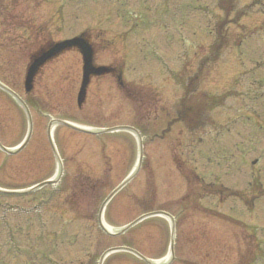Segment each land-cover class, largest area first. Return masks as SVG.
Returning a JSON list of instances; mask_svg holds the SVG:
<instances>
[{"label":"rangeland","instance_id":"374dc122","mask_svg":"<svg viewBox=\"0 0 264 264\" xmlns=\"http://www.w3.org/2000/svg\"><path fill=\"white\" fill-rule=\"evenodd\" d=\"M56 1L4 0L7 11H0V82L26 102L34 129L22 152L10 156L0 151V189L28 191L56 174L59 162L48 138L54 119L93 131L135 127L143 134L144 159L136 176L104 213L108 232L126 227L144 211L162 209L178 218L174 260L168 264H240L243 252L232 250L231 234L222 237L217 231L218 223L222 225L220 216L218 221L197 210L221 211L242 221L237 213L222 209L234 205V210L249 217L244 222L261 227L256 236L260 242L257 264H264V132L261 135L259 128L264 126V0H230L232 14L223 19L217 38L224 36L226 42L216 57L212 46L219 30L217 15L224 13L221 7L215 9L213 0H146L152 5L151 18L145 15L149 9H144L141 0H125L133 7L124 0H75V17L68 16L69 10L66 15L60 10L51 12ZM197 4L207 15L188 13V7ZM152 23L156 28L142 36ZM40 24L44 25L37 31L39 36L28 39V26ZM122 31L129 37L116 38L115 32ZM83 32L96 45L104 41L105 46H98L95 66H124L126 79L133 84L130 96L118 90L115 75L104 73L92 78L79 107L84 62L76 49L45 65L33 91L27 92V68L40 53L45 37L59 42ZM165 35L175 37V44L170 47ZM148 39L154 45L144 44ZM110 41L118 49L109 47ZM183 41L184 48H177ZM179 50L184 53L172 61ZM189 53L193 54L190 61ZM157 56L167 65L158 64ZM202 56L206 67L196 76L193 71ZM188 76L197 77L190 82L196 83L199 92L195 101L188 99L190 103L183 99ZM199 101L209 124L201 131H191L186 120L179 122L178 112L196 107ZM28 127L26 110L0 89L2 144L15 149L24 141ZM54 138L64 167L58 184L28 195H0V264H99L104 253L120 246L131 247L149 260L170 256L172 231L166 219H148L120 236L107 235L100 225L103 202L134 170L138 138L128 132L93 135L62 126L57 127ZM229 155L237 168L227 167L224 158ZM255 159L257 163L252 165ZM184 166L203 176V184L213 182L225 192L239 189L241 199L216 198L215 202L209 196L199 197L198 183L182 176ZM205 186L213 189L210 193L215 191L213 186ZM187 190L199 205L192 203V211L184 214L175 202ZM103 264L147 263L132 253H120Z\"/></svg>","mask_w":264,"mask_h":264},{"label":"water","instance_id":"95a60500","mask_svg":"<svg viewBox=\"0 0 264 264\" xmlns=\"http://www.w3.org/2000/svg\"><path fill=\"white\" fill-rule=\"evenodd\" d=\"M76 43L74 42H66V43H60V45H56L55 47H53L49 52L47 53H44L41 55V57L37 58L36 61L32 64L31 68L29 69V73H28V76H27V90L28 91H31L32 89V85H33V79L34 77L36 76V74L38 73L39 71V68L45 64L47 61L51 60L52 57L58 55L61 53V51L69 48L70 46L74 45ZM82 48V51L84 53V57H85V80H84V83H83V90L80 94V103L83 101V98L85 96V93H86V86L88 85L89 83V79H90V76L93 74V73H98L99 71L96 70L94 67H93V53H92V50L87 47V45H84L81 47ZM1 86V85H0ZM2 88H4L5 90L9 91L7 88H5L4 86H1ZM11 92V91H9ZM62 123V122H61ZM63 124V123H62ZM67 124V123H65ZM68 125V124H67ZM32 134V129L30 127V132H29V135L28 137L26 138V143L24 145H22L19 149L17 150H21L23 149L26 144L28 143V141L30 140V136ZM0 148L2 151H5L6 153H9V154H14L15 152L11 151V150H8V149H5L1 146L0 144ZM46 184H42L40 185V187L42 186H45Z\"/></svg>","mask_w":264,"mask_h":264},{"label":"bare ground","instance_id":"6f19581e","mask_svg":"<svg viewBox=\"0 0 264 264\" xmlns=\"http://www.w3.org/2000/svg\"><path fill=\"white\" fill-rule=\"evenodd\" d=\"M55 131H56V128H54V127H52V134L54 135L55 134ZM136 165H138V161L136 162ZM59 168L57 169V172H56V174L53 176V179L52 180H55V181H57V179L59 178V174H60V171H61V166L59 165L58 166ZM166 260L167 259H164V260H161L160 262H158V264H160V263H166Z\"/></svg>","mask_w":264,"mask_h":264}]
</instances>
